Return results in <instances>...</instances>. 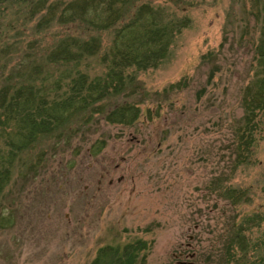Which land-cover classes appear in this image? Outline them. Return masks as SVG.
Instances as JSON below:
<instances>
[{
  "label": "rangeland",
  "instance_id": "rangeland-1",
  "mask_svg": "<svg viewBox=\"0 0 264 264\" xmlns=\"http://www.w3.org/2000/svg\"><path fill=\"white\" fill-rule=\"evenodd\" d=\"M139 5L167 35L162 49L141 58V70H120L130 89L115 103L133 107L137 119L125 125L94 114L71 139H43L14 165L0 205V264H96L109 250L130 254L129 264H236L237 256H220L229 243L239 256L238 229L247 242L240 264H264V111H252L246 129L242 103L263 70L254 60L260 26L251 0ZM22 8L0 2V89L32 62L50 74L47 86L63 81L45 93L58 96L68 79L47 62L49 52L91 35L58 9L32 17ZM93 36L94 51L77 63L87 84L107 74L113 43L112 30ZM240 137L252 141L237 154Z\"/></svg>",
  "mask_w": 264,
  "mask_h": 264
},
{
  "label": "trees",
  "instance_id": "trees-1",
  "mask_svg": "<svg viewBox=\"0 0 264 264\" xmlns=\"http://www.w3.org/2000/svg\"><path fill=\"white\" fill-rule=\"evenodd\" d=\"M9 1L17 8L23 7L22 9L28 10V15L32 17L48 9L49 2V0ZM242 1L235 0V4L241 5ZM137 3L139 5L141 0H69L67 5L61 0L52 2L55 7L50 6V11L52 9L59 11L62 18L67 16L65 14H69L70 20L67 19V23L91 36L88 41L68 37L49 52L47 62L60 64L59 75L68 79L64 85L65 90L58 96L49 98L45 93L48 90L60 89L63 81L56 78L51 86H47L45 83L50 74L47 77L41 76L43 73L37 70L42 69L43 66L38 64L32 62L26 64L27 67L18 70L16 76L11 74L5 78L13 80L15 84L11 86L10 83L9 87L0 89V205L2 191L9 182L14 165L17 168V163L21 165L26 157L35 154L43 139L56 140L65 137L71 139L69 131H76L91 123L94 114L100 112L103 114L101 121L108 123L129 125L137 119L138 112L133 107H122L119 103H115L116 95L130 89L129 83L125 80L126 76H122L120 70L127 68L129 64H136L134 65L136 70H141L144 63L140 62L141 58L149 56L152 53L150 51L155 53L162 49L167 35V27L156 23L154 13L144 11L146 6L137 7ZM251 5L254 11L253 17L260 26L254 60L257 62V67L263 70L257 72L255 82L245 88L242 103L246 129L249 127L247 125L250 118L254 115L252 111H264V0H251ZM108 30H112L113 34V43L109 49V70L102 78L94 79L87 84L84 74L78 70L77 63L84 58V55L94 51L96 46L93 43H97V39L93 34ZM1 35L4 34L0 29V38ZM2 54L4 53L0 50V55ZM30 59L28 53L23 57L26 63ZM111 104L113 105L110 108ZM246 132L245 130L244 133ZM242 140L235 146L237 154L242 151V145L249 147V141H252L250 138ZM96 145L91 147L92 152L98 149ZM245 150L250 152V148ZM239 231V229L236 231V240L233 242L237 243L235 247L238 246L239 256L232 250L233 244L230 243L220 256V258L228 256V259H235L237 256L236 264L243 262L247 251L246 239L239 234ZM123 257L126 258L124 263L121 262ZM123 257H119L115 250H109L96 264H129L127 257H130V254L125 253Z\"/></svg>",
  "mask_w": 264,
  "mask_h": 264
}]
</instances>
